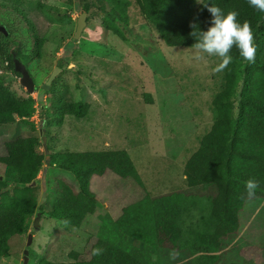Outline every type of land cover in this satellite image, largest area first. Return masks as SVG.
I'll return each mask as SVG.
<instances>
[{"label":"rangeland","instance_id":"rangeland-1","mask_svg":"<svg viewBox=\"0 0 264 264\" xmlns=\"http://www.w3.org/2000/svg\"><path fill=\"white\" fill-rule=\"evenodd\" d=\"M0 3L2 16H14V12H5L14 9L30 19L38 44L29 42L23 50L28 58L21 61L28 66L25 68L34 82L32 94L20 86L19 77L0 60V84L16 97H31L35 102V113L29 120L15 121L9 124L11 128L0 127V156L5 155V141L33 135L45 157L48 153H126L152 197L172 193L205 196L215 192L214 188L204 191L188 187L183 168L214 121L212 100L224 82V71H213L219 58L202 54L197 61L194 48L165 45L136 7L129 9L126 24L115 22L123 35L120 38L101 24L105 17L103 0ZM85 4L90 7L87 13ZM82 13L86 15L85 25L79 37L74 38L76 21ZM0 32L7 35L1 24ZM9 42L15 52L20 41L12 37ZM53 97L58 105H87L85 116L62 113L60 119L56 112L50 119ZM43 107L46 114H42ZM5 170L0 164V175ZM58 177L73 181L72 174L50 166L47 156L35 182L39 201L46 197L44 193L55 189ZM88 189L99 203L97 215L113 219L145 193L131 178L110 172L91 176ZM92 218L85 224L88 229ZM240 224L243 229L223 241L216 264H264V202L247 200ZM91 234L90 230L70 228L37 210L24 233L9 241L12 250L8 257H0V264L70 263L72 254L89 253L95 240ZM28 235H32L29 246ZM25 250L27 256H23ZM156 251L154 257L160 264H191L184 252L169 248Z\"/></svg>","mask_w":264,"mask_h":264},{"label":"trees","instance_id":"trees-1","mask_svg":"<svg viewBox=\"0 0 264 264\" xmlns=\"http://www.w3.org/2000/svg\"><path fill=\"white\" fill-rule=\"evenodd\" d=\"M103 1L101 10L105 17L101 24L120 38L123 35L115 22L126 24L133 7L169 47L194 48L192 26L199 31L209 26L210 14L199 0ZM207 2L225 13L236 11L239 22L249 23L256 46L252 63L243 61L235 47L231 50L233 59L223 70L222 89L212 100L214 121L183 168L188 187H201L204 191L214 188L215 192L205 196L172 193L152 197L124 152L48 153L49 165L72 174L73 181L56 178L55 189L44 193L46 197L41 202L35 192L36 183L30 186L37 182L47 157L38 149L39 140L33 135L8 140L3 144L5 155L0 156V164L6 167L0 175V257H8L12 250L9 241L24 233L39 210L70 228L90 230L95 238L89 256L72 254V262L59 264H160L154 252L162 248L184 252L191 264L218 262L223 241L243 229L240 216L245 202L250 200L245 193L246 180L253 178L259 182L252 199L264 202V13L249 7L247 0ZM83 8L89 12L87 4ZM2 10L0 3V24L7 33L0 32V60L20 77L14 71L13 59L21 62L28 58L23 50L29 42L38 45L34 25L20 11L8 9L5 12H14V16L5 17ZM12 37L20 41L15 52L9 42ZM57 105L58 100L53 97L50 119L56 112L60 119L62 113L82 118L88 109L79 102ZM46 112L43 107L42 114ZM34 113L31 97H16L0 84V127L29 120ZM109 172L131 178L145 192L139 201L123 207L115 219L97 215L99 203L88 189L91 176ZM91 217L88 229L85 224ZM262 248L264 252V245ZM95 249L102 252L96 255Z\"/></svg>","mask_w":264,"mask_h":264},{"label":"clouds","instance_id":"clouds-1","mask_svg":"<svg viewBox=\"0 0 264 264\" xmlns=\"http://www.w3.org/2000/svg\"><path fill=\"white\" fill-rule=\"evenodd\" d=\"M202 7L210 14L209 26L204 31H199L193 25L192 36L196 37V42L192 45L196 50L194 59L200 60L202 54L219 58V63L213 69L215 72L224 70L231 62V50L233 47L238 51L239 57L248 63L255 60L256 46L251 27L247 21L239 22L236 11L224 12L220 7L207 0H199ZM249 7L255 11L264 13V0H247ZM198 33V35H197ZM259 182L249 178L244 182L247 198L252 199ZM102 249H95L94 254L99 255Z\"/></svg>","mask_w":264,"mask_h":264},{"label":"water","instance_id":"water-1","mask_svg":"<svg viewBox=\"0 0 264 264\" xmlns=\"http://www.w3.org/2000/svg\"><path fill=\"white\" fill-rule=\"evenodd\" d=\"M85 17H86L85 13H82L78 16L77 21H76V29H75L74 38L79 37V34L85 25ZM13 65H14V71L20 74V77H19L20 86L23 87L27 93L32 94L34 92V82L32 78L30 77L28 71L26 70L25 65L22 64L17 58L13 59ZM44 141L45 139L43 137V143ZM34 185H35V182L31 183L30 186H34ZM31 240H32V235H28L27 246L31 244ZM23 254L26 256L28 254V251L25 250Z\"/></svg>","mask_w":264,"mask_h":264},{"label":"crops","instance_id":"crops-1","mask_svg":"<svg viewBox=\"0 0 264 264\" xmlns=\"http://www.w3.org/2000/svg\"><path fill=\"white\" fill-rule=\"evenodd\" d=\"M17 122H21V121H19V120H17ZM16 122V123H17ZM12 125V124H11ZM11 125H9V126H7L8 128H11ZM18 125V124H17ZM10 131H12L11 129H10ZM26 135H28V134H26ZM29 136V135H28Z\"/></svg>","mask_w":264,"mask_h":264}]
</instances>
